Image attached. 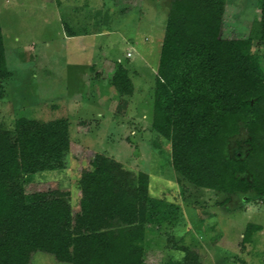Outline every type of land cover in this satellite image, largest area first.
Returning <instances> with one entry per match:
<instances>
[{"label": "trees", "instance_id": "1", "mask_svg": "<svg viewBox=\"0 0 264 264\" xmlns=\"http://www.w3.org/2000/svg\"><path fill=\"white\" fill-rule=\"evenodd\" d=\"M225 2L165 0L150 127L190 184L264 200V71L251 50L264 43V0L255 1L244 37L221 36ZM8 76L0 30V96ZM110 83L120 95L132 90L122 66ZM67 126L65 118L19 116L11 130L0 129V264H29L35 251L69 264H145L144 233L159 215L146 173L94 153L74 182L77 210L68 191H25L31 174L64 168ZM241 129L248 148L232 156L228 140ZM253 228L247 224L244 239Z\"/></svg>", "mask_w": 264, "mask_h": 264}, {"label": "rangeland", "instance_id": "2", "mask_svg": "<svg viewBox=\"0 0 264 264\" xmlns=\"http://www.w3.org/2000/svg\"><path fill=\"white\" fill-rule=\"evenodd\" d=\"M255 1L226 0L221 36L247 34ZM164 2L0 0L9 71L0 129L11 130L19 116L67 120L64 168L31 174L25 191H68L73 211L79 194L74 182L94 153L146 173L159 215L144 233L145 264H190L192 257L198 264H264V200L253 192L230 195L190 184L171 167L169 142L150 127ZM251 50L264 71V43L253 42ZM117 66L127 72L129 94H118L110 83ZM246 141L242 129L229 138L230 155L243 156ZM247 224L255 228L244 239ZM29 264L69 263L35 251Z\"/></svg>", "mask_w": 264, "mask_h": 264}, {"label": "built area", "instance_id": "3", "mask_svg": "<svg viewBox=\"0 0 264 264\" xmlns=\"http://www.w3.org/2000/svg\"><path fill=\"white\" fill-rule=\"evenodd\" d=\"M263 260H264V257H263Z\"/></svg>", "mask_w": 264, "mask_h": 264}]
</instances>
